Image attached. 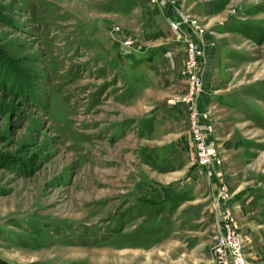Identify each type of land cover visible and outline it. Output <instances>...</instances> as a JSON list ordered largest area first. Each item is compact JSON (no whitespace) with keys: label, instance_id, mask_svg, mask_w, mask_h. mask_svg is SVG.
<instances>
[{"label":"rangeland","instance_id":"374dc122","mask_svg":"<svg viewBox=\"0 0 264 264\" xmlns=\"http://www.w3.org/2000/svg\"><path fill=\"white\" fill-rule=\"evenodd\" d=\"M179 14L218 180L196 163ZM194 169L208 200L183 230ZM263 185L264 0H0V264H232L227 228L264 264Z\"/></svg>","mask_w":264,"mask_h":264},{"label":"built area","instance_id":"2783aa9c","mask_svg":"<svg viewBox=\"0 0 264 264\" xmlns=\"http://www.w3.org/2000/svg\"><path fill=\"white\" fill-rule=\"evenodd\" d=\"M167 3L170 0H165ZM180 22H170L172 29L178 30L180 25L190 29L192 38L186 40L185 48L187 50L186 64L189 69H199L200 60L204 53V48L198 41L200 34L194 29L192 23L187 20L182 14L178 15ZM194 84V94L189 99L190 109V132L193 142L196 147V163L199 167L206 170L210 177L218 180L216 169L219 165V160L216 155L215 141L213 139V123L207 118V115L199 107V93L202 89L199 71L192 77ZM222 188L217 191V201L224 196ZM224 198V197H223ZM241 244L238 237L230 229H226L222 234L220 241V252L226 260H231L232 264H244L240 255Z\"/></svg>","mask_w":264,"mask_h":264},{"label":"crops","instance_id":"0c3cea01","mask_svg":"<svg viewBox=\"0 0 264 264\" xmlns=\"http://www.w3.org/2000/svg\"><path fill=\"white\" fill-rule=\"evenodd\" d=\"M250 108L252 110V113L256 116H259V112L257 111V107H255L254 105H250ZM260 120V119H259ZM160 121V120H159ZM168 123H170V119L168 121ZM157 125L163 127V123L160 121L157 123ZM160 127V128H161ZM173 133L174 138H176V135ZM196 169H194V172L191 175V179L189 180L188 183H190V187L188 189V192L186 193V197L184 200H182L180 197H177V200L173 203L174 204V215L173 219H176V216H178V220L183 219L184 220V224L181 225L180 228H182L183 230H191L192 227L196 224H194L193 220H199L202 219V215L201 214V207L204 208L205 205H207V200H208V192L206 191L204 194L199 191V183L197 181V175L195 174ZM261 185V184H259ZM258 186V185H257ZM257 188V187H254ZM264 188V185L261 187ZM260 189V188H259ZM258 190V189H257ZM259 192H264L263 190H259ZM208 193V194H207ZM179 200V201H178ZM251 200V198H250ZM238 207H240L239 205H237ZM171 208V206H170ZM201 209V210H199ZM184 214V217H180V215ZM188 223V224H186ZM190 223V224H189ZM177 227V226H176ZM171 231H173V235L176 234V230L175 228H172ZM164 233V232H162Z\"/></svg>","mask_w":264,"mask_h":264}]
</instances>
